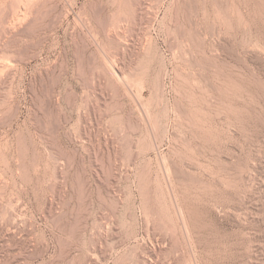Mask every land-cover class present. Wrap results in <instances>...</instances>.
<instances>
[{
	"label": "rangeland",
	"instance_id": "374dc122",
	"mask_svg": "<svg viewBox=\"0 0 264 264\" xmlns=\"http://www.w3.org/2000/svg\"><path fill=\"white\" fill-rule=\"evenodd\" d=\"M0 264H264V0H0Z\"/></svg>",
	"mask_w": 264,
	"mask_h": 264
},
{
	"label": "bare ground",
	"instance_id": "6f19581e",
	"mask_svg": "<svg viewBox=\"0 0 264 264\" xmlns=\"http://www.w3.org/2000/svg\"><path fill=\"white\" fill-rule=\"evenodd\" d=\"M21 13V12H20ZM11 27V26H10ZM9 29V28H8ZM5 31V30H4Z\"/></svg>",
	"mask_w": 264,
	"mask_h": 264
}]
</instances>
